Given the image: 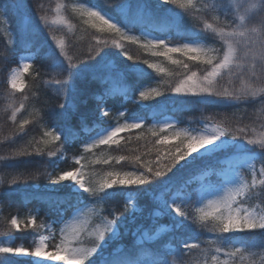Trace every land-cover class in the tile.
<instances>
[{"label": "trees", "instance_id": "trees-1", "mask_svg": "<svg viewBox=\"0 0 264 264\" xmlns=\"http://www.w3.org/2000/svg\"><path fill=\"white\" fill-rule=\"evenodd\" d=\"M124 5L128 6L126 10ZM89 7L98 8L135 31L162 34L172 42L203 41L216 55L225 51L220 29L233 30L238 24L231 0H200L198 8L182 0L168 5L158 0H0V235H12L14 247L22 245L33 250L41 235L51 233L47 225L52 224L49 246L54 249L63 221L80 205L98 201L104 214L118 224L119 233L108 238L107 245L89 253L83 264H117L118 260L136 264V259L150 260L156 250L167 252L171 260L173 255L166 250L164 241H138L135 234L139 225L153 234L160 223L172 222L167 214L153 221L147 217L156 206L152 193L166 186L177 191L198 170H216L221 163L212 157L196 158L184 167L178 163L172 166L173 155L160 154L167 147L157 140L155 120L165 112L172 113L182 127L215 120L236 137H245L251 134L257 116H264V96L241 98L235 103L175 93L174 88L192 72L204 75L209 66L182 53L170 54L171 59L157 55L162 50L149 49L109 29L87 13ZM214 7L230 12V18L211 11ZM59 15L62 20L55 21ZM252 16L247 22L258 24L260 16L250 19ZM206 24H212L217 31ZM25 51H33L35 57L25 75L24 87L16 89L9 83V72ZM172 60L182 63L173 64ZM150 64H161L165 69L150 68ZM67 65L73 68L72 76L65 72ZM226 79L227 75L218 79V89ZM154 86L157 91L142 104L138 100L140 91ZM61 104H66L65 109H59ZM103 106L109 109L106 116L101 115ZM65 110L72 111L70 119L61 115ZM133 115L143 116L144 124L124 132L116 144L85 149L84 144L97 130ZM22 150L29 155H20ZM120 156L125 160L119 161ZM136 166L166 172L161 178L150 179L149 184L135 187L139 211L126 200L127 185L105 189L101 194L104 200L73 188L69 180L48 187L51 178L81 167L87 187L99 190L107 170ZM214 177L218 175L214 173ZM261 189L249 190L244 202L263 206ZM12 218L18 220L19 231L11 225ZM33 218L35 225L31 224ZM208 225L213 229V243L229 251L225 264H264V247L258 246L264 244V236L232 232L222 234L218 240L216 221ZM202 230V226L193 228L190 224L175 229L168 235L174 244L173 253L189 235L196 234L201 241ZM8 255L11 258L5 260V254H0V264L1 260L4 264H36L30 257Z\"/></svg>", "mask_w": 264, "mask_h": 264}, {"label": "rangeland", "instance_id": "rangeland-1", "mask_svg": "<svg viewBox=\"0 0 264 264\" xmlns=\"http://www.w3.org/2000/svg\"><path fill=\"white\" fill-rule=\"evenodd\" d=\"M182 1L191 8H198L200 6V0ZM231 2L234 4V7L236 9L238 24L235 28H233V30L223 31H243L244 35L224 37V53L227 52L228 43L231 42L235 49V58L232 65L233 75H227L226 84L221 85L220 88L222 90L223 86V89H227L228 91L234 92L236 94L247 92V95L242 96V98H244L245 100L262 97L264 96V75H262L259 71V66L262 62V58L259 55L258 50H256L255 48H253L252 50L249 49L248 43L252 39L260 38L262 30H264V24L261 23V18L259 19V23L255 25L249 24L247 22L250 14H254L256 11V9L253 8V5H258L259 0H231ZM127 7V5H124L122 8L126 10ZM90 9L100 11L97 8L89 7L87 9L88 14ZM103 13L104 12H102V14ZM106 15L111 17L108 14ZM241 17H243V20H241ZM111 19L113 20V22L119 24L123 32L127 33V35L119 33L120 35L126 38L128 37V35H134L137 37L136 41L142 43L143 45H145L147 40L149 39H164L165 42L168 43L169 47L180 46L185 42H199L204 48L208 50L210 55L217 56L213 52V48L211 47V45L206 44L203 41L186 40L183 42H172L162 34H156L147 30L135 31L132 27L128 25L125 26L123 23L117 21L113 17H111ZM58 20H62L60 15L55 19V21ZM240 25H243V27H240ZM155 50L164 51L163 48H157ZM33 58L34 53L31 51L24 52L19 56L18 65L13 67L9 73V82L11 86H13V83L15 82L16 87L14 88L22 89L24 87L25 74L28 71ZM253 64H255L257 68L255 76L252 75ZM25 65H27V68H25ZM156 65L160 69V71H163L165 69L161 64ZM202 76L203 75L196 76V78L199 79L202 78ZM156 91L157 88L155 86L145 87L140 91V93L146 92L149 93V96H151ZM139 101L144 103L145 99H143L140 95ZM105 110L107 109L104 108L102 110V114ZM132 122H140V124L143 125L144 118L140 115H134L130 118L118 120L117 123L106 125L104 128L96 131L90 137V139L85 144V148L93 149L97 146H100L101 144H95V141L106 135L115 127L122 128V131L117 135V140L119 141L123 137V133L125 131L134 129L124 127V125ZM168 125H170V127ZM214 125L226 128L224 125L215 120H201L200 123L196 126L182 127L177 124V119L174 115L170 113H164L155 121L153 131L158 135L157 140L159 143L165 137H168L167 142L163 143V145L167 148L161 151L160 154L174 156L178 154V150L186 151V145L188 143L187 139L185 138L186 135H196L199 133H203ZM255 125H257L258 128H256ZM255 125L253 124V126L250 128V135H246L245 137L238 136L235 139L227 136L222 137L214 144L209 145L206 148L198 149L196 152H193L192 155L186 156L185 160H180L178 162L179 165H183L184 167L187 164L194 162L196 158L216 157L222 163L221 168L215 171V174H217L219 177L218 181L213 178L214 170L211 167H206L198 170L191 179L183 182L177 191L172 192V187L166 186L165 190L158 191L157 193H152V199L156 206L150 213L147 214V217H150L151 221H153L159 219L160 217H164L167 214L171 215L172 219H174V217L178 215L175 212V208L179 207L181 211L187 212L190 216L189 220L184 219L182 226L190 224L193 228H199L200 226L203 227V230L201 232L202 234L200 235L202 242L199 241L196 234H194V236L189 235L185 239L192 240L193 243H197L199 245L198 248L192 249L190 252L185 251L182 255L179 254L178 248L177 253H173L174 245L171 244V239L168 236L174 231V229H177L173 222L169 224H159L154 234H150L146 226L139 225L135 230L137 240L164 241L166 250L170 255H173L172 259L169 260L170 264H225L227 262V253H229V251L225 248V246L213 243V229L208 225V222L213 221V218L211 216H204V214L211 211V207L209 205L210 200H217L220 197H225L229 194L230 191H234L242 184L250 185L251 187L246 188L245 193L236 198L237 201L241 203V206L249 209L250 211L259 212L261 210H264V205L262 206L261 204H256L255 206H252L251 203L244 202L249 190L254 187H258V189L264 188V185H261L260 183L261 180H264V175H261L259 172V169L264 166V162L260 160L262 155H264L261 153V151H264V149L261 148L259 143L260 141H264L263 115L257 116ZM249 140L256 141L257 143L249 144L247 143ZM168 152L170 153L168 154ZM78 169L82 173V176L80 178L85 182V186L87 187L83 170L81 167ZM75 170H71L68 172H72ZM146 170V168H141L138 166L134 168H127L125 170L110 169L103 174L101 185L105 184L110 179L109 173H119L122 177L126 172L136 171L137 173H139L145 172ZM53 181H57V179L51 178L50 182L48 183V187L54 188L57 187L60 183V181L56 183H53ZM69 183L73 186V188L81 190L79 188V185H77L74 181L69 179ZM127 186L129 187V189L127 190L126 200L133 206V210L139 211L141 207L136 202L137 191L135 190V187H137V185ZM190 189H193L196 192L190 193ZM172 201L176 202L175 205H172ZM165 202H167L171 207V212H168L164 207ZM202 216H204L203 219H201ZM205 219H207L206 222ZM203 223L205 224L203 225ZM47 227L51 231V233H45L41 235L38 238L37 243L35 244L36 246L40 243L41 237L46 238L45 243L47 247L45 248L41 257H31L27 255L17 256L31 257L36 264H64V261L62 259L48 260L47 258L50 253L56 250L55 248L50 249L49 247V238L51 235H53V225L49 224ZM73 230L78 233V242L75 246L87 249L89 253L97 250L101 245H107V239L115 237L119 233L118 224L114 219L104 214L102 205L98 201L88 202L76 208L72 215H70L63 221L60 228V235ZM101 234H103V240H101ZM59 243L60 241L57 243V245H59ZM0 247H14L13 237L8 234L0 235ZM16 247L23 246L18 245ZM1 264H4L2 260Z\"/></svg>", "mask_w": 264, "mask_h": 264}, {"label": "snow or ice", "instance_id": "snow-or-ice-1", "mask_svg": "<svg viewBox=\"0 0 264 264\" xmlns=\"http://www.w3.org/2000/svg\"><path fill=\"white\" fill-rule=\"evenodd\" d=\"M161 5H168L169 3H175L176 0H159ZM119 6V5H118ZM183 6V5H182ZM94 8V7H93ZM253 8L256 9L255 13L250 19H255L256 16H260L261 23L264 24V0H259L258 5H253ZM211 11L219 12L220 15H223L225 19L230 18V12H226L223 8H212ZM89 15L95 18H98L99 21L102 22L103 25H106L109 29L114 30L117 33H121L123 35H127L126 32H123L122 28L118 23L113 22L111 17L106 14H102V11L89 10ZM107 17V18H106ZM219 19V17H217ZM243 20V17H241ZM207 28L212 29L213 32H216L217 29L213 28L212 24H206ZM231 27V25H228ZM243 27V25H240ZM220 35L222 37H235L237 35L243 36L244 32L240 31H232V32H224L223 29H220ZM132 42H136L137 37L134 35H128L127 37ZM145 47L149 49H157L163 48L164 51H157L155 54L164 55L171 59V53H182L184 56H187L189 59L193 61L200 60L204 64L209 66V69H206V74L202 76V78L197 79L196 73L192 72L191 75L187 76L186 79L181 81L175 88L174 92L177 94H186L193 96H201V97H214L220 100H227L231 102H239L243 95H247V92H242L241 94H236L234 92H230L227 89H218L217 83L218 79L222 75H233V61L235 58V49L231 42L228 43V50L223 55L212 56L209 54L208 50L204 48L199 42L197 43H189L185 42L180 46L169 47L168 43L165 42L164 39H149L147 40ZM248 47L250 50L255 48L258 50L259 55L262 58V62L259 66V71L262 75H264V30H262L259 39H252L248 43ZM131 59V57H129ZM173 64H181L180 60H172ZM150 68H157V65L150 64ZM187 68V65H184ZM239 67V66H238ZM27 68V65H25ZM71 69H73L70 65H67V70L65 72L69 73L72 76ZM160 70V69H157ZM256 65H252V75H256ZM13 87H16L15 82L13 83ZM160 93H156L159 95ZM141 97L143 99L149 98V93L141 92ZM66 104H61L59 109H65ZM73 108V105L71 106ZM103 114L108 115L107 111H103ZM61 115L65 119H70L72 115L71 110H65L61 112ZM141 126L140 122H132L124 125L125 128H139ZM170 127V125H168ZM122 131L121 127H115L106 135L102 136L100 139L95 141V144H116L118 143L117 135ZM242 132L243 130H237ZM231 137L233 139L236 138L235 133H230L227 128L220 127L218 125H214L211 128L207 129L203 133H199L196 135H186V139L188 141L186 145V151H179L178 154L172 157L174 163L172 166H175V163H178L180 160H185L186 156L192 155L193 152H196L198 149L206 148L209 145L214 144L217 140L222 137ZM59 139V136L56 137ZM168 137H165L160 143H166ZM247 143L255 144L256 141L249 140ZM260 146L264 149V141H260ZM94 146V145H93ZM264 154V151H261ZM20 155H29L26 150H22ZM119 161H124L125 157L120 156ZM139 159V158H137ZM262 162H264V155L260 158ZM104 163H108L107 160ZM168 171H171V168H167ZM255 171V170H254ZM261 175H264V166L259 169ZM166 175L165 171H161L159 169L153 170V168L149 167L145 172L131 171L126 172L121 177L119 173H109L110 179L105 183L100 185V189L97 190L93 187H86L85 182L80 178L82 173L79 169L72 172H64L57 178V181H53L56 183L58 181L63 180H72L79 188L86 193H89L90 196L94 198H99L104 200L101 196L104 193L105 189L114 188L116 185H145L150 183L151 180H155L157 178H161ZM261 185H264V180L260 181ZM250 185H241L236 188L234 191H230L229 194L225 197H220L217 200H210L209 205L211 207V211L204 214V216H211L214 221H216V229L217 235L216 238L220 240V237L224 233H232V232H253L257 235L264 236V210L259 212L250 211L249 209L242 207L241 203L237 201V197L241 196L245 193L246 188H250ZM261 199L264 200V188L261 189ZM175 201H172V205H175ZM164 207L168 212H171L172 209L165 202ZM175 212L178 214L173 219V224L176 228H181L183 225L184 219L189 220L190 216L187 212L181 211L179 207L175 208ZM201 217V219L204 218ZM183 218V219H180ZM32 225H35V219L33 218ZM11 225L16 228L18 231L20 230V224L16 218L11 219ZM25 227H29L28 224H25ZM254 230H259V232H255ZM178 239V235L175 237ZM44 237H41L40 243L35 246L34 250H29L28 248L23 247H0V254H5L7 260L11 258L8 254H16V255H27L31 257H41L45 248L47 247L45 243ZM101 240H103V234H101ZM78 242V233L73 231H68L61 235L59 245L55 246V251L48 255V260L53 259H62L64 264H83V262L88 259L89 251L87 249L75 246ZM259 247H264V244L258 245ZM199 245L197 243H193L192 240H182L179 247V254H183L185 251L190 252L192 249L198 248ZM245 248H250L249 246H244ZM257 246H251L254 248ZM117 264H127L126 260H118ZM136 264H170L168 259V253L156 250L152 258L148 261L136 259Z\"/></svg>", "mask_w": 264, "mask_h": 264}]
</instances>
